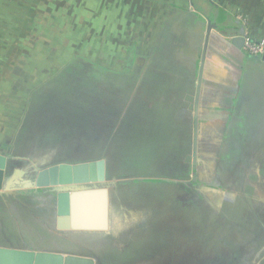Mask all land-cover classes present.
<instances>
[{"label":"crops","instance_id":"crops-1","mask_svg":"<svg viewBox=\"0 0 264 264\" xmlns=\"http://www.w3.org/2000/svg\"><path fill=\"white\" fill-rule=\"evenodd\" d=\"M243 33L264 41V0H0V154L8 159L7 178L22 183L17 175L37 170L30 159L39 153L24 148L48 80L65 72L61 64H72L75 79L98 71L120 79V99L133 96L122 116L127 123L171 128L173 138L177 128H188L182 138L194 128V153L205 163L194 165L195 174L217 180L220 161L228 162L226 183L212 189L218 197L235 191V232L249 240L255 264H264V60L234 43ZM85 63L89 71L76 65ZM182 138L176 148L182 164L171 173L191 190L197 177H185Z\"/></svg>","mask_w":264,"mask_h":264},{"label":"rangeland","instance_id":"rangeland-1","mask_svg":"<svg viewBox=\"0 0 264 264\" xmlns=\"http://www.w3.org/2000/svg\"><path fill=\"white\" fill-rule=\"evenodd\" d=\"M61 65L65 72L48 80L45 102L39 103L38 118L24 149L39 153L40 157L30 159L37 170L99 158L111 165L107 180L111 182L112 174L117 185L110 186V201L124 206L128 222L123 227L136 238L133 245L101 249L98 264H255L249 240L235 232V191L219 197L214 194L213 189L221 191V183H226L222 173L226 160L220 161L219 179L211 187L186 191L182 184H172L171 178L179 173L171 171L182 164L176 148L188 128H177L173 138L171 128L127 123L122 116L133 96L119 98L120 79L117 83L98 71L86 70V63L76 65L95 76L81 74L75 79L72 64ZM182 139L190 142L188 135ZM37 170L17 177L27 181ZM128 170L139 173L134 175L136 181L119 177ZM155 178H167V183L155 182Z\"/></svg>","mask_w":264,"mask_h":264},{"label":"water","instance_id":"water-1","mask_svg":"<svg viewBox=\"0 0 264 264\" xmlns=\"http://www.w3.org/2000/svg\"><path fill=\"white\" fill-rule=\"evenodd\" d=\"M234 43L242 45L243 38ZM263 60H264V54ZM8 159L0 154V194L15 196L26 192H52L53 228L56 233H107L111 225V182L107 180L106 162L99 158L79 163L51 164L37 170L34 177L13 183L7 178ZM91 253L35 251L20 246L0 245V264H98Z\"/></svg>","mask_w":264,"mask_h":264},{"label":"flooded vegetation","instance_id":"flooded-vegetation-1","mask_svg":"<svg viewBox=\"0 0 264 264\" xmlns=\"http://www.w3.org/2000/svg\"><path fill=\"white\" fill-rule=\"evenodd\" d=\"M190 138V142L186 144L188 167L185 177H187L188 181H191L193 176L197 177L196 181L193 182V187L195 186L200 189H202V185L211 187L213 180L209 182L206 181L210 180L207 172L201 176H198V172L193 175L195 171L193 170L194 165H196V169L199 170L203 169L205 163L202 165L201 161L198 159L197 150L196 153H194V128ZM225 163L228 164L226 161ZM108 167L109 166L106 165L107 173ZM202 171L204 173V170ZM199 173L201 172L199 171ZM110 176L114 177L112 174H110ZM119 177H129L133 182L137 180L132 174H125ZM198 177L203 180H200ZM143 178L147 177L143 176ZM155 179V182L167 183V178ZM171 179L170 182L172 184L180 186L179 182H184L185 178L180 179L174 177ZM122 180L123 179L120 181ZM115 185H117V183H115L114 186ZM53 199L54 193L52 192L35 193L30 191L29 193H24L21 191V193L15 194V196L0 194V245L12 247L20 246L35 251H60L72 254H85L88 256H91L92 253L99 257L98 254H100L101 249H109L111 251L113 246L122 247L134 244L133 240H135L136 237H134L133 233L127 234L125 232L126 227H123V223L128 222V217L125 214L126 210L123 205L111 203L113 212L111 214L110 229L107 233H56L54 231L55 228L52 226L54 216Z\"/></svg>","mask_w":264,"mask_h":264},{"label":"built area","instance_id":"built-area-1","mask_svg":"<svg viewBox=\"0 0 264 264\" xmlns=\"http://www.w3.org/2000/svg\"><path fill=\"white\" fill-rule=\"evenodd\" d=\"M242 38V49L247 55L258 58L264 54V41L254 40L248 34L244 33L242 34Z\"/></svg>","mask_w":264,"mask_h":264}]
</instances>
